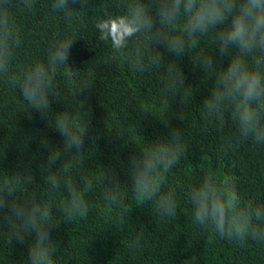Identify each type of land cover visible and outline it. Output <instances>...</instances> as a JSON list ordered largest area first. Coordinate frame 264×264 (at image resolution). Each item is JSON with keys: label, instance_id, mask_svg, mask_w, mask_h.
<instances>
[{"label": "clouds", "instance_id": "1", "mask_svg": "<svg viewBox=\"0 0 264 264\" xmlns=\"http://www.w3.org/2000/svg\"><path fill=\"white\" fill-rule=\"evenodd\" d=\"M40 6L39 0H0V79L19 90L29 113L35 110L48 117L52 98L59 95L58 76L76 88L77 94L91 90L92 82L78 80L81 71L69 67L74 41L69 36L51 45L44 62L18 64L24 38L18 10L34 14ZM43 6L49 17L70 20L89 18L88 12L94 10L91 0H45ZM94 19L100 39L111 42L121 62L138 74L150 69L162 73L161 93L165 99L154 114L165 128H169L170 101L179 97L184 106L193 89L185 85L186 78L178 65L187 54L210 85L202 102L205 118L216 121V130L221 134L225 120H230L231 141H250L264 148V0H115L111 10L105 8ZM209 37L213 51L220 57L218 61L213 52L190 54ZM165 53L173 59L166 62ZM225 58L227 67H220ZM65 101L67 106L56 114L54 128L63 137L62 149H53L42 141L48 152L40 167L46 188L38 193L30 187L34 174L26 164L0 170V231L9 247L14 241L23 243L26 237H34L26 264H57L58 245L51 233L63 220L87 217V200L98 179L105 188L102 195L108 210L119 208L123 201L118 171L108 167L95 177L88 174L80 159L91 128V108L82 101H76L75 106ZM177 116L184 121L183 111ZM136 140L140 148L130 156L127 166L133 198L148 204L155 202L161 218L175 216L176 189L165 191L163 184L181 157L186 156L183 129L171 128L152 141L143 136ZM72 156L77 158L75 162ZM187 192L195 224L239 246H245L248 240L264 244V206L242 201L235 184L222 186L209 170L196 184L189 185ZM140 243L141 236H136L133 244Z\"/></svg>", "mask_w": 264, "mask_h": 264}, {"label": "trees", "instance_id": "2", "mask_svg": "<svg viewBox=\"0 0 264 264\" xmlns=\"http://www.w3.org/2000/svg\"><path fill=\"white\" fill-rule=\"evenodd\" d=\"M33 13L18 10L24 31L23 44L18 52V64L29 66L44 62L51 45L69 36L74 39L68 63L71 70H80L78 80L88 79L92 89L77 94L62 76L56 78L57 97L52 98L48 117L31 111L18 89L8 87L0 79V170L9 171L17 164L28 165L34 174L30 187L39 192L46 188L40 167L48 152L42 147H63V137L55 128L56 114L70 101H82L91 108L92 122L85 137V154L80 159L88 174L100 177L105 168H114L121 181L122 204L111 211L105 206L102 180H97L95 191L88 197L86 218L63 220L51 233L57 242V264H264V244L248 240L245 246L220 239L194 223L187 189L212 170L220 184H235L239 198L254 206H264V148L250 141L233 142L228 134L233 130L225 120L223 134L217 132V122L205 118L202 102L207 96L208 81L185 54L178 61L192 92L179 103L170 101L169 128H165L154 114L162 106L164 97L162 73L156 69L138 74L118 58L110 41L100 39L95 29V17L105 8L111 10L115 0H91L93 11L89 18L66 19L49 17L44 4ZM94 17L90 19V17ZM162 51V50H161ZM211 38L201 42L197 53L211 54ZM173 57L165 53V61ZM225 58L220 67H227ZM61 69V71H65ZM183 111L184 121L177 114ZM183 129L187 153L166 177L163 190L176 189V214L161 218L151 204L134 199L128 184L127 166L130 156L139 150L137 136L152 141L167 134L171 128ZM74 162L76 157H70ZM56 165L53 166L55 170ZM78 172L79 169H76ZM76 176H73V180ZM141 236L140 246L133 240ZM4 243L0 231V264H26L29 244Z\"/></svg>", "mask_w": 264, "mask_h": 264}]
</instances>
